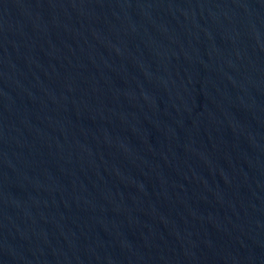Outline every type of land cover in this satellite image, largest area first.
Segmentation results:
<instances>
[{
    "label": "water",
    "instance_id": "obj_1",
    "mask_svg": "<svg viewBox=\"0 0 264 264\" xmlns=\"http://www.w3.org/2000/svg\"><path fill=\"white\" fill-rule=\"evenodd\" d=\"M0 264H264V0H0Z\"/></svg>",
    "mask_w": 264,
    "mask_h": 264
}]
</instances>
